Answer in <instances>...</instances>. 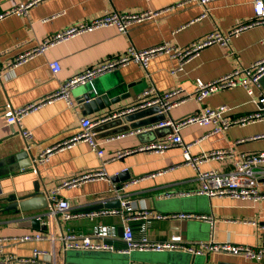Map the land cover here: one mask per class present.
Here are the masks:
<instances>
[{
  "label": "crops",
  "instance_id": "1",
  "mask_svg": "<svg viewBox=\"0 0 264 264\" xmlns=\"http://www.w3.org/2000/svg\"><path fill=\"white\" fill-rule=\"evenodd\" d=\"M28 1L30 0H0V13ZM146 10L163 11L150 19L132 24L126 33L120 32L113 25L82 32L53 44L22 63L7 66V62L18 54L34 48L45 38L74 23L113 11L137 13ZM204 12L207 14L203 15ZM253 16V0H210L206 8L197 0H37L26 13L11 14L0 19V170L6 172L9 169V172L0 177V196L15 194L19 197L32 193L36 180H39L43 190L45 186L49 190L64 178L101 166V158L91 150L87 141L80 140L67 146L58 145L80 131L81 117L99 118L103 112L87 113L80 108L75 96L85 84L80 83L81 85L71 88L70 98L73 104L63 98H56L23 117L22 124L32 132V137L27 139L28 143L17 125L7 123L5 110L40 100L56 91L65 80L108 58L126 53L130 46L144 50L170 42L174 46L183 47L217 29L227 32ZM263 38L264 29L257 25L231 36L227 45L211 44L202 48L198 54L183 63L176 56L159 54L150 59L147 68L137 62H130L115 69V72L123 75L132 85L127 88L132 94V100L150 88L164 92L182 87L187 92H192L198 79L213 80L234 69L248 67L262 58ZM52 60H58L61 64V70L56 75H52L49 67ZM262 86L264 90V77ZM257 100V93L249 94L242 86L229 87L211 93L203 101L191 98L182 102L171 108L166 113V118L179 120L203 105H227V115L237 116L257 109ZM116 106H112L110 110L114 111ZM142 119L144 118L135 122ZM212 127V124H191L181 129L185 142H196L191 148L193 155L220 149L234 151V156L230 158L200 163L201 170L229 171L233 168L234 158L240 153L264 150V137L248 139L264 133L263 122L233 125L217 133H211ZM105 131L103 129L97 138L105 150L104 159H110L117 151L151 143L141 142L133 129L104 137L102 134ZM47 148H52L48 157L39 161L38 156ZM23 150L34 154L37 168L33 164L12 171V166L15 168L18 161L13 162L10 158ZM183 161L181 147H171L161 153L136 150L108 161L105 167L111 180L88 181L77 187L64 188L62 193L74 211L99 210L96 207L100 204L121 198L122 201H130L138 209L163 213H206L213 218L212 222L207 219L179 217L143 219L133 223L136 236L146 235L150 239L163 241L173 233H179L187 242L214 239L218 242L264 246V231L253 223L245 222L257 219L264 223V200L210 197L197 193L162 197L161 194L165 191H189L201 186L197 168ZM124 170H129L131 180H127L123 188L117 190L120 182H114L112 176ZM44 211L45 209L19 214L0 211V261L9 255L30 258L33 257V250L38 249L42 253L36 257L35 262L11 260L8 264H89L77 263L71 257L80 252H90L87 249L65 250L61 233L68 230L91 235L97 227L107 226L111 229L110 236L95 239L115 243L117 247L125 245L124 239L117 234L118 227L122 225L119 216L98 215L93 219L77 217L70 220L60 218L45 230L21 223L22 220ZM36 231L46 234L47 238H19ZM132 252L141 254L157 251L133 250L129 253ZM178 253L194 256L183 250ZM195 256L206 264H264V257L256 260L228 251H212ZM137 264L150 263L142 261Z\"/></svg>",
  "mask_w": 264,
  "mask_h": 264
},
{
  "label": "built area",
  "instance_id": "2",
  "mask_svg": "<svg viewBox=\"0 0 264 264\" xmlns=\"http://www.w3.org/2000/svg\"><path fill=\"white\" fill-rule=\"evenodd\" d=\"M36 1L37 0H30L28 2L18 3L12 6L10 9L0 13V19L11 14L26 13L28 8ZM197 1L203 4L206 8V4L210 0ZM253 7L254 16L247 22L241 23L227 32L217 29L183 47L174 46L170 42H163L144 50H139L134 46H130L126 53L108 58L99 64L89 67L75 76L65 80L56 91L42 97L40 100L17 108H9L5 110L7 123L17 125L18 130L25 137L26 142L28 143L27 139L32 137V132L28 128L24 127L22 124V119L25 117V115L31 111H34L40 105L56 98H63L67 100L69 104H73L70 98V90L72 87L85 81L95 79L108 71L118 69L119 67L125 66L130 62H137L147 68L150 59L153 57L159 54H169L171 56L178 57L183 63L189 60L192 56L198 54L202 48L208 45H227L231 36L236 35L246 28L260 25L264 29V0H253ZM162 11L163 10H146L137 13L113 11L95 18L82 20L45 38L34 48L18 54L7 62V66L12 67L22 63L34 54L44 52L53 44L82 32L113 25L116 26L120 32L126 33L132 24L150 19ZM206 14L207 12L203 13V15ZM49 67L52 75H56L61 70V64L58 60H52L49 62ZM263 76L264 55L262 58L253 62L250 66L241 69H234L219 76L216 79L209 81L198 79L192 92H187L182 87L173 88L164 92L155 91L153 88L146 90L143 92V94L138 96V101L135 106L125 110L113 111L110 117L122 115L136 108H143L156 104L162 108V112L167 113L174 106L179 105L180 103L191 98H194L197 101H203L213 92L236 86H242L246 88L249 94L257 93V103L259 105L257 109L237 116L227 115V111L229 109L227 105H221L218 107L203 105L199 110L179 120L166 118L165 120L152 125L151 128L168 125L172 127V133L168 134L162 140H157L137 148L117 151L110 159L122 157L136 150H151L161 153L171 147H181L183 149L184 155L183 163L193 165L195 168H197L199 179L201 180V186L189 191H165L161 194L162 197H171L175 196L176 194L190 195L197 193L206 194L210 197L230 196L240 199L264 200V150L240 153L239 156L234 158L233 168L229 171H219L217 169L201 170L199 166L200 163L208 160L230 158L234 156V151L231 149H220L208 152L204 151L193 155L191 153V148L196 142H185L181 135V129L191 124H212L213 127L211 133H217L233 125H247L255 122L264 123V90L261 82ZM103 120L105 119L100 117H81L80 131L58 144L67 146L80 140L87 141L90 144L91 150L95 151L96 154L101 158V166L97 169L77 172L70 177L64 178L54 187L46 191L49 205L47 208H45V211L42 214L40 213L37 215V218L41 220L42 224L52 225L56 219L60 220V218L63 220H70L77 217H88L93 219L98 215L119 216L123 226L122 238L124 239L125 245L124 247H117L115 243L95 239V237H108L111 234L110 228L107 226H100L97 227L91 235L77 234L72 230L62 232L61 239L65 250L91 249L111 250L127 253L133 250H183L194 255L207 254L212 251H228L234 254H243L245 257L250 259L261 260L264 257V246L218 242L214 239L207 241L187 242L179 233H173L166 240L156 241L148 238L146 235L136 236L134 233L133 223L139 220L150 218L166 219L179 217L184 219H207L212 222V216L206 213H163L151 209H138L128 200H121V206L118 208H103L89 211L72 210L71 203L63 196L62 190L64 188L77 187L85 182L97 179L111 180V176H109L105 167L110 159H104L105 150L98 142L95 132L93 131L94 126ZM137 132L138 130L135 131V133ZM259 137H264V133L250 137L248 139H256ZM51 150L52 148H47L44 150L38 156V160L44 161L48 157ZM245 222L253 223L259 229L264 231V223H260V221L257 219L248 221L245 220ZM19 238L20 240H43L47 238V235L40 231H36L20 236ZM1 250L2 245L0 243V251ZM40 253H42L41 250L35 249L33 250V257L30 258H15V256L9 255L0 261V264H8L11 260L35 262L37 260L36 257Z\"/></svg>",
  "mask_w": 264,
  "mask_h": 264
},
{
  "label": "water",
  "instance_id": "3",
  "mask_svg": "<svg viewBox=\"0 0 264 264\" xmlns=\"http://www.w3.org/2000/svg\"><path fill=\"white\" fill-rule=\"evenodd\" d=\"M113 71L114 72L111 74L108 73L112 71H108L97 78L88 81V83H81L85 85L80 87L75 96L80 108L85 110L87 113H97L103 111L99 117L104 118L105 120L101 121L93 128L96 137L98 138V135H100L99 133L102 132L103 129H106V131L102 134L104 137L117 135L133 129L138 130L137 137L141 142L148 143L162 140L168 134L172 133L173 129L168 125L151 128L152 125L165 120L167 117L166 113L162 112V108L157 104L143 108H136L122 115L110 117L113 112L110 110L112 106L117 105L114 111L125 110L135 106L138 101L137 98L135 100L131 99L132 94L127 89L132 85L125 80L123 75L116 73L115 70ZM141 118L144 119L135 122L137 119ZM34 158V154L28 150L18 152L15 156L10 158V160L13 159V162L18 161V165H16L15 168L12 166V171L19 170L20 168H27L33 164L37 168V163ZM23 159L24 161H21ZM7 171L9 172V169ZM7 171L4 172V170H0V177L7 173ZM112 180L114 182H120L117 186V190H120L123 188V185L127 180H131V174L129 170H124L119 174L112 176ZM45 190L48 191L47 187L45 186V189L43 190L39 180H36L34 182V191L32 193L19 197L15 194H9L4 197L0 196V211H12L15 214H19L21 212L28 213L31 211L44 210L49 205V200ZM120 206L121 198H117L100 204L96 208L110 209L118 208ZM37 215H32L26 220H22L23 222L21 223L36 229H47L48 225L42 224L41 220L37 218ZM117 234L122 238V225L118 227ZM81 250L83 251L85 249ZM87 251L90 252H87L86 254L85 252H80L78 255L71 256L73 258L72 260L77 263L81 262L89 264H137L142 261H145L146 263L149 262L150 264H206L195 255L189 257L178 253L179 250H160L157 252L141 254L111 250L92 251L91 249H87Z\"/></svg>",
  "mask_w": 264,
  "mask_h": 264
}]
</instances>
